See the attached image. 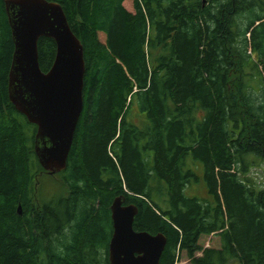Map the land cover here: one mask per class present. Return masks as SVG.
Listing matches in <instances>:
<instances>
[{
	"label": "trees",
	"instance_id": "obj_1",
	"mask_svg": "<svg viewBox=\"0 0 264 264\" xmlns=\"http://www.w3.org/2000/svg\"><path fill=\"white\" fill-rule=\"evenodd\" d=\"M55 1L86 73L67 167L50 174L9 98L0 0V264H110L121 194L136 230L166 235L160 264H264V179L250 173H264V0ZM38 54L48 71L54 39Z\"/></svg>",
	"mask_w": 264,
	"mask_h": 264
},
{
	"label": "water",
	"instance_id": "obj_2",
	"mask_svg": "<svg viewBox=\"0 0 264 264\" xmlns=\"http://www.w3.org/2000/svg\"><path fill=\"white\" fill-rule=\"evenodd\" d=\"M15 44L9 98L16 109L37 126L35 151L50 174L67 167L76 129L84 109L86 65L84 46L72 30L61 3L55 0H4ZM50 37L56 44L52 66L39 64L38 40ZM113 232L110 264H160L167 244L163 232L136 230L135 203L121 194L111 206Z\"/></svg>",
	"mask_w": 264,
	"mask_h": 264
},
{
	"label": "rangeland",
	"instance_id": "obj_3",
	"mask_svg": "<svg viewBox=\"0 0 264 264\" xmlns=\"http://www.w3.org/2000/svg\"><path fill=\"white\" fill-rule=\"evenodd\" d=\"M250 173H251V175H253L255 177V179L257 181L264 179V173L260 168H254V169L252 168ZM194 185L196 186L195 183H194ZM203 186L204 185L197 186L199 188V193H204V187ZM59 190H60V188L56 185V183H51V189L49 190L50 192L57 193ZM183 264H188V263H183ZM233 264H238V263H233Z\"/></svg>",
	"mask_w": 264,
	"mask_h": 264
}]
</instances>
